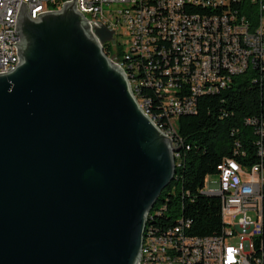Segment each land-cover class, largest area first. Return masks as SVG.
I'll list each match as a JSON object with an SVG mask.
<instances>
[{
    "label": "water",
    "instance_id": "95a60500",
    "mask_svg": "<svg viewBox=\"0 0 264 264\" xmlns=\"http://www.w3.org/2000/svg\"><path fill=\"white\" fill-rule=\"evenodd\" d=\"M76 4L33 19L22 1L0 74V264H139L175 177L179 148L104 51L114 31Z\"/></svg>",
    "mask_w": 264,
    "mask_h": 264
},
{
    "label": "built area",
    "instance_id": "2783aa9c",
    "mask_svg": "<svg viewBox=\"0 0 264 264\" xmlns=\"http://www.w3.org/2000/svg\"><path fill=\"white\" fill-rule=\"evenodd\" d=\"M22 1L38 19L74 0H0V74L20 63L14 43L21 42L16 23ZM142 5L152 7L151 20H143ZM76 9L90 28L99 21L114 31L104 51L123 69L134 96L146 87L138 103L179 148L177 166L184 140L175 116L196 113L201 97L222 93L249 69L264 75V0H77ZM223 10H232V17H223ZM246 122L256 127L258 161L225 157L218 180L206 178L201 189L217 192L227 206L221 233L191 235V219L163 221L144 234L139 264H264V115ZM152 211L167 212V204ZM252 236H260L258 248H249Z\"/></svg>",
    "mask_w": 264,
    "mask_h": 264
},
{
    "label": "trees",
    "instance_id": "16d2710c",
    "mask_svg": "<svg viewBox=\"0 0 264 264\" xmlns=\"http://www.w3.org/2000/svg\"><path fill=\"white\" fill-rule=\"evenodd\" d=\"M227 13L232 14V10H223V15ZM144 94L146 89L141 101ZM255 115H264V75L249 69L234 77L231 87L222 93L201 97L196 113L175 118L179 136L184 140L177 161L180 165L155 205L160 208L167 204V212L152 211L156 218L149 220L147 230L163 221L176 224L184 218L192 221L188 229L191 235L221 233V200L201 189L208 176L217 174V165L225 157L247 165L258 161L256 127L246 122ZM255 242L258 248L259 240Z\"/></svg>",
    "mask_w": 264,
    "mask_h": 264
},
{
    "label": "bare ground",
    "instance_id": "6f19581e",
    "mask_svg": "<svg viewBox=\"0 0 264 264\" xmlns=\"http://www.w3.org/2000/svg\"><path fill=\"white\" fill-rule=\"evenodd\" d=\"M142 13H143V20H151L152 19V7L149 5H142ZM223 17H232V14H225L223 15ZM17 38L20 39V35H17ZM146 89V87H138V91H135V98L137 99V101H141V93H143V90ZM177 116H175L176 118ZM176 126V125H175ZM207 195L210 196H217V192H204ZM155 207V206H154ZM152 210L150 211V213L148 215H151ZM222 214H227V206H222ZM156 218V216L154 217L153 215H151V218H148L147 216V223H146V227H145V231L144 234H149L150 231H152V229L147 230L148 227V223L149 220ZM256 240H259V245H260V236H252L249 237V248H255L256 247ZM144 241V240H143Z\"/></svg>",
    "mask_w": 264,
    "mask_h": 264
},
{
    "label": "rangeland",
    "instance_id": "374dc122",
    "mask_svg": "<svg viewBox=\"0 0 264 264\" xmlns=\"http://www.w3.org/2000/svg\"><path fill=\"white\" fill-rule=\"evenodd\" d=\"M121 32H124L125 31V27H122L120 29ZM126 38L124 37H120V41H125ZM218 180V177L216 175H210L207 177V183L210 182V181H217ZM161 205V204H160ZM164 207V204L160 206V208Z\"/></svg>",
    "mask_w": 264,
    "mask_h": 264
}]
</instances>
